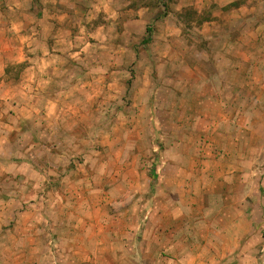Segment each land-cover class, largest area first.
Returning <instances> with one entry per match:
<instances>
[{"label": "crops", "instance_id": "0c3cea01", "mask_svg": "<svg viewBox=\"0 0 264 264\" xmlns=\"http://www.w3.org/2000/svg\"><path fill=\"white\" fill-rule=\"evenodd\" d=\"M198 2L202 12L205 3ZM207 5L210 20L198 32L210 40L208 46L157 80L159 92L168 95L154 100V108L164 107L160 116H166L159 126L164 167L158 201L155 195L144 205L139 199L150 190L151 177L138 154L122 157L119 150L107 161L109 176L101 170L106 163L97 147L105 142L104 133L108 137L126 129L131 134L134 129L129 115L111 125L84 121L99 98L95 93L94 102L88 100L80 51L66 60L48 39L31 44L24 55L22 47L12 58L0 49V179L14 181L10 189L1 188L3 195H12L1 198L5 211L14 202L29 219L45 207L59 209L62 201L24 196H81L74 205L79 223L101 233L105 224L111 227L117 235L113 249L126 260L156 257L147 244L159 242L174 264H262L264 252L248 243L251 232L264 239V172L248 168L260 159L247 148L255 146L248 134L257 129L254 115L264 99V0H208ZM7 22L8 11L0 10V25ZM9 63L23 66L13 76ZM132 138L128 152L136 145ZM112 141L119 143V138ZM38 147L48 148V154L34 153ZM145 209L152 217L144 221ZM199 212L203 215L197 219ZM125 224L135 232L118 235L114 229ZM144 248L143 256L136 255ZM117 257L112 254L113 263Z\"/></svg>", "mask_w": 264, "mask_h": 264}, {"label": "rangeland", "instance_id": "374dc122", "mask_svg": "<svg viewBox=\"0 0 264 264\" xmlns=\"http://www.w3.org/2000/svg\"><path fill=\"white\" fill-rule=\"evenodd\" d=\"M198 1L24 0L23 3L15 4L0 0V10L8 11L7 24L0 25V49H6L12 58L19 56L22 47H25L24 55L28 49L48 39L55 53L66 60L71 58L70 54L75 50L80 51L85 60L83 69L87 73L88 100L94 102L91 96L95 93L99 98L98 107L91 105L84 121L88 124L102 121L111 125L129 115L134 132L129 134L126 129H122L110 133L108 137L104 133L105 142L97 147V151L100 152L98 156H104L107 167L101 170H107V177L112 171L107 161L111 157H118L119 150H122L119 152L122 157L129 153L138 154L141 168L143 165L149 170L151 177L150 190L140 196L141 205L157 195V185L164 167L161 157L165 147L159 126L160 119L164 120L166 116H160V109L164 110V107L154 108V100L157 97L166 99L168 95L159 92L157 80L174 72L175 65L183 59H196L198 51L210 42L198 32V28L210 20L208 0H203L205 6L202 12L199 8L202 3ZM9 64L11 74H8L13 76L17 72L16 67L23 66ZM100 103L102 108L99 107ZM258 110V114L254 115L257 129L253 132L249 130L248 134L249 142L253 139L255 146L248 145L247 153L255 155L260 161L249 163L248 168L264 172V99L260 101ZM123 124L126 126L125 122ZM131 137L136 145L128 152L126 144ZM114 138H119V143L113 142ZM34 151L47 155L49 149L38 147ZM114 169H117L115 164ZM111 181L107 187L113 185ZM10 185H14L13 180L0 179V264H174L170 254L165 252V245L159 242L147 244L148 253L152 252L156 257L146 255L144 248L136 254H145L144 259L139 261L135 256L132 260H126L122 251L113 249V235H117L111 227L105 224L101 233L99 228L79 223V211L74 209V205L78 207L76 202L81 200V196H49L46 193L24 196L28 201H47L55 197L62 201L59 209L58 205H51L29 219L24 218L26 213H19L14 202H10L5 211L1 198L7 199L12 195H3L1 188L4 187L6 191ZM105 198H109V195L105 194ZM63 204L67 205L63 207ZM145 211L147 213L142 217L144 221L152 217V212ZM201 213L197 214V219L203 215ZM59 216L66 219L62 221ZM71 216L72 221L68 219ZM105 221L108 223L107 219ZM181 229H177L178 232L181 233ZM129 230L135 232L136 228L125 224L114 229L120 236L126 235ZM249 236L251 241L248 247L255 245L257 251L264 252V239L257 238L253 232ZM115 252L118 257L113 263L115 260L112 261L111 257ZM160 255L166 257L161 261ZM260 261L264 264V257Z\"/></svg>", "mask_w": 264, "mask_h": 264}]
</instances>
